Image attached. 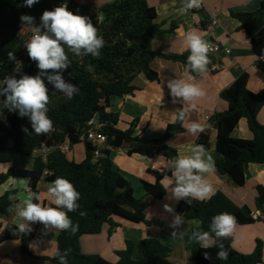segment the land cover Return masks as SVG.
Segmentation results:
<instances>
[{"label":"trees","instance_id":"obj_1","mask_svg":"<svg viewBox=\"0 0 264 264\" xmlns=\"http://www.w3.org/2000/svg\"><path fill=\"white\" fill-rule=\"evenodd\" d=\"M60 0H38L31 8L21 7L24 0H0V79L10 75L20 78L22 75L35 76L38 74L36 62L30 58L24 60L18 73L14 72V63L22 59L26 44L25 29L29 26L23 24L21 15H30L40 19L45 10L58 7ZM68 10L74 14L89 17L98 29V34L105 41L100 50L99 57L89 55L77 56L65 45L69 56L70 67L63 72L66 82L79 88L78 94L68 99L58 92L54 86L45 84L48 88L50 103L48 116L53 121V129L48 134L37 136L33 133L27 117H20L17 112H9L2 108L6 116L5 124H0V163L11 161V155L18 153L31 156L36 151L47 148L50 150L46 160L43 155L35 157L34 167L30 171L10 169L8 173L0 175V185L9 177L29 178L32 192L38 193L37 185L48 172L46 179L50 182L57 177H64L71 181L80 193L78 204L80 208L69 212L73 224H78V231L71 235L61 231L58 235V250L63 252L70 249L67 257L68 264H114L99 255H85L81 252L80 238L83 235L99 234L103 225L108 223L112 228L117 224L113 216H120L136 223L149 222L145 217L148 203L134 196L133 184L127 183L120 191L118 188L119 173L111 160V150L128 145L130 154H139L153 158L164 157L172 161L178 152L169 146L168 141L176 135L185 132L184 121L176 120L169 124L165 134L159 139H147L134 136L137 121L131 127L122 131L117 128L119 114L107 112L113 98H123L133 94L137 87L135 79L143 74L147 80L154 82L159 75L151 68L156 58L171 60L183 64L187 69V57L190 51L183 54L166 55L152 49V41L167 34L156 23L157 12L147 0H113L99 8L79 4L70 0ZM231 17L237 19L241 28L250 38L253 52L258 57L264 56V1L255 12L230 11ZM14 52L16 61H9L8 52ZM209 59L212 66L213 58ZM91 65L93 70L88 71ZM196 76V73H192ZM249 75L243 74L220 94L221 99L229 105L228 110L216 114L211 122L217 130V152L215 161L216 170L222 175H229L238 185L246 184L245 168L249 164L264 165V126L257 119L260 110L264 107V90L260 93L251 92L248 87ZM5 97L2 96V101ZM96 118L101 124L100 132L107 137L108 148L100 149L101 156L95 159L97 149L83 137L88 129V123ZM241 119H246L248 127L253 134L252 140L236 139L232 136ZM27 129V132L24 131ZM12 141V146H9ZM68 142L72 147L84 142L86 158L81 163L69 160L58 147ZM198 144L205 149L209 148V135L201 133ZM157 179L155 184L141 181L147 194L162 199L166 190L161 180L166 174L151 170ZM258 196L256 207H264V187H257ZM13 192H7L0 197V214L9 216L13 211ZM11 209V211H10ZM228 212L236 217L237 226L252 224V211L244 206H237L222 191H217L210 199L204 201L193 200L178 210V214L188 220H198L200 226L193 228L203 231L209 230L212 217L221 212ZM80 212L86 215L81 216ZM30 233H19L16 226L9 225L6 232L0 235V243L6 240L18 239L21 241L23 251L29 253V244L35 238L38 227L32 228ZM1 230V226H0ZM192 233V232H191ZM232 237L223 238L224 249L228 252L227 260L217 259L220 248L202 249L199 243L185 238L186 248L192 251L194 264H259L263 261V244L257 242L255 251L244 255L231 248ZM143 257L136 261L132 258L133 244L127 243V248L118 252L119 261L115 264H175L170 260L171 249L157 239H146L142 242ZM207 251L210 260L204 258ZM59 264L56 255L52 258H41Z\"/></svg>","mask_w":264,"mask_h":264},{"label":"crops","instance_id":"obj_2","mask_svg":"<svg viewBox=\"0 0 264 264\" xmlns=\"http://www.w3.org/2000/svg\"><path fill=\"white\" fill-rule=\"evenodd\" d=\"M113 0L109 1L112 2ZM264 0H203L204 11L189 10L181 15L179 8L182 0H147L151 7L157 12L156 23L166 32L162 37L152 41V49L160 54L175 55L188 52L184 42V35L189 31L197 32L209 43H217L223 50H230V54L224 51L213 55L212 66H207L204 74L193 76L186 67L178 62L156 58L151 63V68L158 73L159 79L151 82L141 74L134 85L137 90L123 98H113L107 112H117L119 123L117 128L126 131L131 124L137 121L134 128V136L147 139H159L165 134L169 124H173L177 119L173 113L183 107L181 101L173 103L167 82L174 78H182L189 82H196L205 90L206 95L196 102L195 108L189 109L184 121L185 132L176 135L168 141L169 146L175 148L178 154L190 155V149L198 144L201 133L209 135V148L207 154L216 161L217 152V130L213 126L211 119L218 113L228 110V103L221 99L220 94L229 88L238 77L243 74L249 75L247 87L257 94L264 90V56L258 57L252 50L250 38L246 31L241 28L240 22L231 17L230 11L235 12H255ZM108 2V0H107ZM107 4V3H105ZM213 20L218 21V25H213ZM213 66L216 68L213 69ZM0 82L2 80L0 79ZM2 101V96H0ZM189 108L188 105H184ZM257 119L264 126V107L260 110ZM6 116L0 109V124H5ZM191 122L200 123L204 131L192 135L187 131ZM232 136L241 140H252L253 134L248 127L246 119H241ZM9 141L8 145L12 146ZM65 153L66 157L76 163H81L86 158L85 144L80 142L70 146ZM121 153L118 149L111 150V160L114 168L119 173L118 188L122 191L127 183H132L134 196L148 203L149 206L144 214L149 225L146 223H136L120 216H113V221L117 224L112 228L106 223L99 234L83 235L80 238L81 252L85 255H99L111 263L119 261L118 252L127 248V243L133 244L132 258L136 261L143 257L142 242L146 239H157L171 249L170 260L175 264H194L193 253L186 248L185 238L191 235L192 229L199 227L198 220H188L183 217L185 224L179 231H183V236L172 238L173 229L170 224L178 210L186 204L184 200L176 201L171 197L168 187L172 180L169 169L170 162L164 157L156 156L149 158L139 154L128 153L129 147H122ZM41 150L36 151L31 156H24L18 153L11 155V161L0 163V175L6 174L10 169L30 171L34 167L35 157L42 154ZM152 171L166 174L161 180V184L166 190L162 199L147 194L141 181L155 184L157 179ZM246 184L238 185L229 175H222L217 170L215 173L207 175L206 179L212 184L214 193L222 191L237 206L248 207L252 215L259 217L258 221L252 224L237 226L233 234L231 248L244 255L252 254L257 246V242L263 244L264 264V207H256L258 196L257 187H264V165L249 164L245 168ZM27 182V187L21 181ZM27 177H9L6 182L0 185V197L7 192H13V211L11 215L0 214V235L6 232L9 225L16 226L20 222L16 216V207L26 198L28 191H31ZM50 181L44 176L37 185V191L44 206L52 205L47 198V188ZM165 205L172 207L173 212L165 210ZM38 227L35 238L29 244V253L23 251L21 241L18 239L6 240L0 243V264H54L49 260L41 258H52L58 250L57 239L61 231L51 229L46 231L42 224H32L31 227Z\"/></svg>","mask_w":264,"mask_h":264},{"label":"clouds","instance_id":"obj_3","mask_svg":"<svg viewBox=\"0 0 264 264\" xmlns=\"http://www.w3.org/2000/svg\"><path fill=\"white\" fill-rule=\"evenodd\" d=\"M36 3L38 0H24L21 7L31 8ZM201 5L202 0H182L179 13L184 15L191 9L200 8ZM20 19L23 24L33 26V35L25 47L29 58L36 62L39 72L35 76L25 74L20 78L6 76L0 82V96L5 97L0 101V109L6 108L9 112H17L22 118L27 117L33 133L40 136L48 134L53 129V121L48 116L47 106L50 98L45 78L69 100L79 92L76 85L66 82L63 77V72L71 63L64 46L66 45L77 56L90 54L99 57L105 41L89 17L74 14L68 10L67 4L53 10H45L40 17V26L34 25L35 18L30 15H21ZM184 42L186 49L190 51L187 57V70L204 74L211 63L208 54L212 51V45L194 30L184 35ZM8 59L16 61L15 53L8 52ZM17 65L20 67L19 63ZM87 70L92 71V66L88 65ZM191 79L174 78L167 82L173 103L179 100L183 104L181 109L173 113L174 118L181 122L186 119L187 111L195 108L196 102L206 95L199 83L189 82ZM184 105H188L189 108H185ZM24 131L27 132V129ZM187 131L196 135L203 132L204 128L200 123L191 122ZM190 152V155L178 154L170 162L172 180L168 186L174 200H184L188 205H191L193 200H208L215 194L206 176L216 172L215 161L207 154L203 145L193 146ZM21 184L27 187L26 181L22 180ZM47 198L55 207L44 206L38 193L28 191L26 198L16 207L15 214L20 221L17 224L19 233H30L33 230L31 225L39 223L46 231L56 229L74 235L79 225L73 224L68 213L80 208L78 204L80 193L73 183L64 177H57L47 188ZM164 207L166 211L173 212L171 206ZM80 215L84 216L86 213L80 212ZM184 224L181 215H174L170 224L173 229L172 238H182L183 231L179 229ZM236 227V217L226 211L221 212L212 217L208 231L194 229L191 239L199 243L202 249L218 246L220 250L216 254L217 259L227 260L228 252L222 243L218 244V241L231 236ZM70 251L57 250L55 255L59 258V264H68L67 257ZM204 258L211 259L207 251L204 252Z\"/></svg>","mask_w":264,"mask_h":264},{"label":"built area","instance_id":"obj_4","mask_svg":"<svg viewBox=\"0 0 264 264\" xmlns=\"http://www.w3.org/2000/svg\"><path fill=\"white\" fill-rule=\"evenodd\" d=\"M69 3H70V0H60L58 6H61L62 4H67V7H69ZM193 10L194 11H199V12L200 11H204L205 10V7H204V4H203V0H202L201 7L200 8L193 9ZM40 24H41V20H40ZM212 24L213 25H218V21L217 20H213ZM25 32L26 31H24V34L26 35ZM32 35H33V32L30 34V36L28 37V39H26V44L30 41ZM26 44H25V46H26ZM210 44L212 45V51L209 53L211 56L217 55V54H219V53H221L223 51L226 54H230V50H223L217 43H213L212 42ZM28 58H29V56H28V53H27V49H26V47H24L22 59H19V60H17L14 63V72L15 73H18L20 71L22 63L24 62V60H26ZM18 63L20 65V67L17 65ZM213 69L215 70L216 68L213 66ZM88 126L89 127L86 130L85 136L83 138L86 139L88 142L92 143L93 146H95L97 148L95 150L94 156H95V159H98L101 156L100 149H102V148H108L107 137L103 133L100 132L101 124L98 122V120L96 118H93L88 123ZM58 149L62 153H64V154L69 151V147L66 146L65 143L62 144L61 146H59ZM118 150L121 153L123 152V149L122 148H119ZM41 151L43 152L42 155H43L44 159L46 160V157H47L48 153L50 152V150L47 149V148H43ZM46 175H49V173L46 172L45 173V176ZM251 217H252V219L254 221H258L259 220V217L256 214L251 215Z\"/></svg>","mask_w":264,"mask_h":264},{"label":"rangeland","instance_id":"obj_5","mask_svg":"<svg viewBox=\"0 0 264 264\" xmlns=\"http://www.w3.org/2000/svg\"><path fill=\"white\" fill-rule=\"evenodd\" d=\"M75 2L79 3V4H84V5H90L92 6L93 8H99L103 5H105V3H110L109 1L111 0H74ZM34 25L35 26H39L40 25V19H36L34 21ZM32 28L33 26L32 25H29L27 28H26V35L24 34L25 38L28 39V37L30 36V34L32 33Z\"/></svg>","mask_w":264,"mask_h":264}]
</instances>
